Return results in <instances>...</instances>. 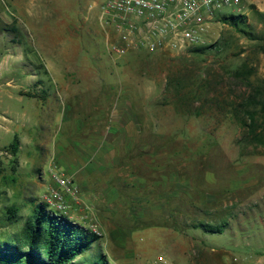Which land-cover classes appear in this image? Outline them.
<instances>
[{"label":"rangeland","instance_id":"1","mask_svg":"<svg viewBox=\"0 0 264 264\" xmlns=\"http://www.w3.org/2000/svg\"><path fill=\"white\" fill-rule=\"evenodd\" d=\"M85 2V25L70 28L73 34L82 35L81 42L58 40L62 28L54 27L51 19L52 0H24V9L19 11L21 26H0V238H20L35 206H59L53 198L58 187L51 177V152L56 141L61 147L64 139L72 150L81 148L87 119L81 111H88L99 100L90 99L95 91H87L85 84L75 86L82 82L76 76L72 82L78 97L66 90L59 96L53 80L48 82L53 84L49 92L35 91L32 73L42 78L47 66L54 72L62 67L73 72L95 63L107 70L99 77L103 83L100 94L96 91L102 99L96 114L102 126L110 115L108 107L120 98L131 99L134 113L147 121L150 133L144 143L150 148L149 166L143 172L149 177L150 217L141 220L137 210L131 223L125 210L118 220L125 231L149 222L145 241L137 245L143 231L138 228L133 237L121 236L123 243H114L112 252L102 247L101 239L86 257L95 259L100 247L120 264H264V0H242L240 8L219 17L202 47L180 53L130 50L122 56L109 52L108 41L116 38L99 21L105 0ZM231 16L242 19L237 27L226 21ZM196 49L207 50L199 53ZM236 70L242 75L233 73ZM28 90L36 97L20 95ZM34 99L42 115L48 109L47 100L66 109V121L60 117L30 122ZM78 105L82 110L75 115ZM5 108L15 112L6 114L8 120L2 117ZM73 125L82 128L73 129ZM16 136L19 147L20 140L26 139V144L13 155L9 147ZM176 179L195 185L203 205L198 212L168 196ZM75 188L76 194L65 195V215L93 232L97 229L103 238L98 215L78 201L83 192ZM206 201L213 206H204ZM11 207L18 214L8 220ZM222 221L228 226L221 237L204 236L196 227Z\"/></svg>","mask_w":264,"mask_h":264},{"label":"crops","instance_id":"2","mask_svg":"<svg viewBox=\"0 0 264 264\" xmlns=\"http://www.w3.org/2000/svg\"><path fill=\"white\" fill-rule=\"evenodd\" d=\"M23 3L24 0H0V26H21L19 11L24 9ZM52 3L54 5L51 8V19L54 21V27L62 28L60 33L57 34L58 40L62 42H81L82 35L79 33L77 35L73 34L70 28L85 25L87 18L85 0H64L63 3L53 2L52 0ZM10 4L12 7H9ZM98 4L94 3L93 6H97ZM57 69L58 72L57 70L54 72L50 66L45 67L42 78L39 77V74L33 72L31 88L35 91L47 90L49 92L53 84H48V82L53 80L56 82L55 86L59 96L66 90V92H71V97H78V94H74V82H72V77L76 76L82 82L74 83L75 86L78 87V85L85 84L87 91H95L90 96V99L91 97L94 99L97 97L99 100H94L89 106L91 108L88 111H81V105L76 106L75 111H73L75 115L81 111L87 116V119H84L85 130L83 131L85 135L82 137L81 148L72 150L68 145L67 139H64L65 141H62L61 147H58L56 141V146L51 152L53 156L50 161L51 177L53 179L54 173H62L74 181L73 186L76 185L81 188L83 198L81 199L79 195L78 201L83 202L86 208L91 209L94 214L96 213V216L98 215L104 234L102 247L108 248L112 252L114 243H123L124 238L122 237L121 239V236L129 234L133 237L134 231L138 228L143 229L142 234H139V242H137V245H141V242L145 241L149 222L145 223V225L134 227V231L130 230L127 232L123 229L124 226L121 227L118 220L121 218V215L125 214V210L129 212L127 216L131 220V223L133 218H136L134 212L137 210L141 220L145 221L146 216L147 219L150 217V209L147 207L149 202V177L143 172V168L149 166L148 153L150 148L148 143H144V139H147L150 133L147 124H145L147 121H144L143 116L134 113L131 99L120 98L112 108L108 107L110 115L106 118L105 125L102 126V118L100 119L96 116L101 111L102 106L99 91L102 89L103 83L99 77L102 76L103 71L107 70L95 66V63L89 67H80L73 72L69 68L62 67ZM108 71L106 73L110 75L111 72L110 70ZM30 91L21 92L29 93ZM21 92L20 95L25 96ZM33 103L36 110H30L32 111L30 122L32 120L33 122H42L43 120L48 122L54 118L58 120L60 117L63 123L66 121L68 111L64 110L61 106H57V103L55 106L54 103L47 100L46 105H48V109L44 115L39 111L38 100L34 99ZM141 103L142 105L144 104V99L141 100ZM145 103L148 106L149 100L145 99ZM12 113L15 112L10 108H5L2 117L8 120L6 114L12 115ZM22 113L28 117L26 112ZM91 115L95 116L92 117ZM91 118L95 120L92 124L88 122H91ZM72 128L81 130L82 126L75 127L73 125ZM25 140H20L19 150L26 144ZM40 146L42 147L43 143ZM39 178L43 179V173H40ZM170 185L174 190L168 196L174 202H178L182 206L184 201L186 204H189V209L195 212H198L202 208L198 202V191L191 180L183 181L182 179H176ZM117 190L120 191L119 193L122 196L118 194ZM203 204L207 207L213 206V203L210 201L203 202ZM118 211L119 215L116 216L115 213ZM70 212L73 214L75 211ZM78 212L81 214V210ZM162 216L166 217L165 211L162 213ZM67 217L71 219L69 216ZM75 223L87 227L81 221ZM225 232L226 229L222 234L218 235L202 233L207 237H221ZM107 255L112 264H120L118 258L113 256V253V257H111V254L107 253Z\"/></svg>","mask_w":264,"mask_h":264},{"label":"built area","instance_id":"3","mask_svg":"<svg viewBox=\"0 0 264 264\" xmlns=\"http://www.w3.org/2000/svg\"><path fill=\"white\" fill-rule=\"evenodd\" d=\"M241 5L242 0H105L99 21L116 38L108 41L112 55L122 56L130 50L180 53L204 46L211 25ZM53 179L58 187L53 198L59 206L51 204L50 208L65 215V195L76 194V188L62 173H54ZM94 232L102 236L97 229Z\"/></svg>","mask_w":264,"mask_h":264},{"label":"trees","instance_id":"4","mask_svg":"<svg viewBox=\"0 0 264 264\" xmlns=\"http://www.w3.org/2000/svg\"><path fill=\"white\" fill-rule=\"evenodd\" d=\"M240 20L242 21L234 16L226 18V21H230L235 27ZM206 50L196 49L195 52L203 53ZM233 73L242 75L239 70ZM24 95L36 97L33 93ZM9 148L13 155H17V136ZM2 174L3 168L0 164V177ZM17 214L18 209L9 208L8 220L17 218ZM227 226L228 222L222 221L219 224L201 223L196 227L206 234L218 235L222 234ZM101 239L102 236L75 223L66 215L50 210L46 204H39L34 207L20 238L11 241L0 238V264H112L100 247L97 248L95 259L85 255Z\"/></svg>","mask_w":264,"mask_h":264}]
</instances>
